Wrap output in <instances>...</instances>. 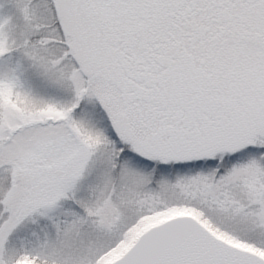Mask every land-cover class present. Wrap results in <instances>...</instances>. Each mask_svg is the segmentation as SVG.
Instances as JSON below:
<instances>
[{"label":"snow or ice","instance_id":"6c2138e0","mask_svg":"<svg viewBox=\"0 0 264 264\" xmlns=\"http://www.w3.org/2000/svg\"><path fill=\"white\" fill-rule=\"evenodd\" d=\"M0 264H264V0H0Z\"/></svg>","mask_w":264,"mask_h":264}]
</instances>
